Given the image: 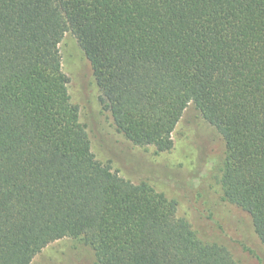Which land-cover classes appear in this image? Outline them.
I'll use <instances>...</instances> for the list:
<instances>
[{
  "label": "trees",
  "instance_id": "16d2710c",
  "mask_svg": "<svg viewBox=\"0 0 264 264\" xmlns=\"http://www.w3.org/2000/svg\"><path fill=\"white\" fill-rule=\"evenodd\" d=\"M66 33L131 146L171 150L198 110L224 141L223 197L264 246V0H0V264L66 238L96 264H237L175 200L96 159L62 70Z\"/></svg>",
  "mask_w": 264,
  "mask_h": 264
},
{
  "label": "rangeland",
  "instance_id": "374dc122",
  "mask_svg": "<svg viewBox=\"0 0 264 264\" xmlns=\"http://www.w3.org/2000/svg\"><path fill=\"white\" fill-rule=\"evenodd\" d=\"M58 49L71 102L79 109L96 159L119 176L135 184L147 182L175 200L177 216L201 230L209 241L226 246L237 264H264V246L250 216L223 197L224 141L198 110L193 105L186 108L172 133L171 150L131 146L101 111L90 65L75 38L66 33ZM31 264H96V260L83 241L66 238L47 245Z\"/></svg>",
  "mask_w": 264,
  "mask_h": 264
}]
</instances>
